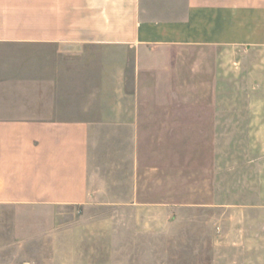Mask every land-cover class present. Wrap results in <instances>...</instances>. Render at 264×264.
I'll use <instances>...</instances> for the list:
<instances>
[{
  "label": "crops",
  "instance_id": "crops-1",
  "mask_svg": "<svg viewBox=\"0 0 264 264\" xmlns=\"http://www.w3.org/2000/svg\"><path fill=\"white\" fill-rule=\"evenodd\" d=\"M179 46L202 48L218 163L238 159V203L263 210L264 0H0V51L26 53L0 55V209L92 202L94 133L135 130L129 53Z\"/></svg>",
  "mask_w": 264,
  "mask_h": 264
},
{
  "label": "rangeland",
  "instance_id": "rangeland-1",
  "mask_svg": "<svg viewBox=\"0 0 264 264\" xmlns=\"http://www.w3.org/2000/svg\"><path fill=\"white\" fill-rule=\"evenodd\" d=\"M129 56L123 104L135 130L94 133L97 195L27 224L30 212L0 209V264H264V208L238 203V159L218 163L202 48Z\"/></svg>",
  "mask_w": 264,
  "mask_h": 264
}]
</instances>
